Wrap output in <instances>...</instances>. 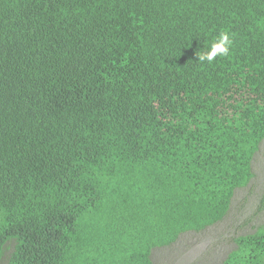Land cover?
I'll use <instances>...</instances> for the list:
<instances>
[{
  "label": "trees",
  "instance_id": "obj_1",
  "mask_svg": "<svg viewBox=\"0 0 264 264\" xmlns=\"http://www.w3.org/2000/svg\"><path fill=\"white\" fill-rule=\"evenodd\" d=\"M263 140L264 0H0V263L154 264ZM234 242L219 264H264V223Z\"/></svg>",
  "mask_w": 264,
  "mask_h": 264
},
{
  "label": "rangeland",
  "instance_id": "obj_2",
  "mask_svg": "<svg viewBox=\"0 0 264 264\" xmlns=\"http://www.w3.org/2000/svg\"><path fill=\"white\" fill-rule=\"evenodd\" d=\"M255 158V176L247 187L236 191L226 219L203 231L183 233L171 246L155 248L154 264H219L235 248V236L253 232L264 223L260 208L264 194V140ZM13 249L14 241H9L0 264L6 263Z\"/></svg>",
  "mask_w": 264,
  "mask_h": 264
},
{
  "label": "clouds",
  "instance_id": "obj_3",
  "mask_svg": "<svg viewBox=\"0 0 264 264\" xmlns=\"http://www.w3.org/2000/svg\"><path fill=\"white\" fill-rule=\"evenodd\" d=\"M231 46L232 39L230 38V35L226 32L221 33L216 42L212 44L209 51L198 54L199 61L212 63L217 56H227L229 55Z\"/></svg>",
  "mask_w": 264,
  "mask_h": 264
}]
</instances>
